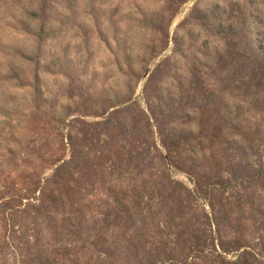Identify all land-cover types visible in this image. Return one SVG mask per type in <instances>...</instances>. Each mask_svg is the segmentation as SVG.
<instances>
[{
	"label": "rangeland",
	"instance_id": "obj_1",
	"mask_svg": "<svg viewBox=\"0 0 264 264\" xmlns=\"http://www.w3.org/2000/svg\"><path fill=\"white\" fill-rule=\"evenodd\" d=\"M0 264H264V0H0Z\"/></svg>",
	"mask_w": 264,
	"mask_h": 264
}]
</instances>
